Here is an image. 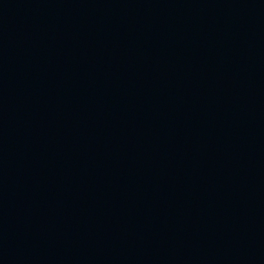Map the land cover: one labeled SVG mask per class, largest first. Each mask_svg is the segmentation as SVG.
I'll use <instances>...</instances> for the list:
<instances>
[{"label":"water","instance_id":"obj_1","mask_svg":"<svg viewBox=\"0 0 264 264\" xmlns=\"http://www.w3.org/2000/svg\"><path fill=\"white\" fill-rule=\"evenodd\" d=\"M0 264H264V0H0Z\"/></svg>","mask_w":264,"mask_h":264}]
</instances>
